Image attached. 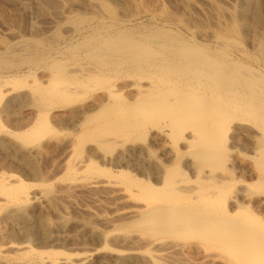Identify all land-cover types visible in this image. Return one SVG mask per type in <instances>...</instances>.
<instances>
[{"label":"bare ground","instance_id":"1","mask_svg":"<svg viewBox=\"0 0 264 264\" xmlns=\"http://www.w3.org/2000/svg\"><path fill=\"white\" fill-rule=\"evenodd\" d=\"M237 6L235 26L215 35V46L164 25L127 28L116 20L70 47L78 59L72 65L47 62L38 44L0 48V71L9 70L0 74V264L96 258L95 249L73 260L50 248L65 221L51 203L63 191L55 184L136 202L117 232L124 239L140 235L141 246L106 245L116 256L99 264H264V6L261 0ZM85 22H64L61 31L80 35ZM190 30L194 38L212 36ZM237 33L261 54L258 66L244 60ZM25 103L36 114L8 130L1 117ZM51 120L70 130L72 155L64 176L53 180L36 154L58 133ZM87 228L101 243L113 241L116 227Z\"/></svg>","mask_w":264,"mask_h":264},{"label":"rangeland","instance_id":"2","mask_svg":"<svg viewBox=\"0 0 264 264\" xmlns=\"http://www.w3.org/2000/svg\"><path fill=\"white\" fill-rule=\"evenodd\" d=\"M101 1L104 3L103 5L102 3L97 2V0H0V48L6 44H12L15 42H25L26 44L29 43L32 45L38 44L40 45L39 47H42L40 49L45 51L47 62H50L53 59H60L61 61L72 65L78 63L75 62L78 61V59L76 57H70V47L76 45L81 39L87 37L92 29H102L105 26L114 23L116 20L119 22H126L128 25L127 28H149L150 26H159L162 28L164 25V29L176 31L189 41L195 40L201 44L215 46L217 43L215 35L222 32L224 34H230L235 26V22L237 21V5H239V0H204V2L203 0H160V4L153 3L154 0ZM261 2L264 6V0H261ZM67 9L68 12L66 11ZM80 17L81 19L88 21L85 22L84 25L86 31L84 30L82 34L66 35L61 31V24L63 25L64 22L70 21L71 23L74 21L76 22ZM190 26H195L199 30H206L210 32L212 36L206 38H194ZM55 31H59L58 33L61 32L63 34L62 36H65L63 41L62 39L59 41V39L55 38V34H58ZM51 34L52 36H50ZM234 38L237 39L239 50L246 53L244 60L254 66H258L262 61L261 54L255 49V47H251L240 33L235 34ZM48 39L50 40L48 41ZM233 54L235 56L236 52L234 51ZM6 72H9V70H5V72L0 71V74L2 76H7L8 73ZM31 80L32 79L30 78L23 82L29 83ZM94 97L95 95L90 96L89 99L87 98L86 101H84L85 104L82 103V105H90V103L93 102ZM77 105L81 104L78 102ZM28 114H30V116ZM35 114L36 109L31 104H16L8 115H3L4 120L3 116L1 118L5 127L7 126L6 128H9L8 130L12 131L19 120H24V118L32 117V115L34 116ZM51 123L58 133L52 137L53 139H44L42 143L37 146L36 154L39 159V167L40 169L42 168L41 171L45 173L47 178L50 176L49 178L53 180V177L62 178L64 176L67 162L71 159L72 155L69 153V142L67 141L69 140L70 130L68 131L66 125H58L53 120H51ZM73 163L75 164L76 162L73 161ZM108 167L110 168V166ZM54 189L57 191L63 190L62 192L60 191L58 196L52 198L51 203L61 215L64 213L62 219H65L66 222L61 219L63 221V229L61 233L56 232L53 234L50 248L60 251L62 257L67 256L73 260H80L84 257V254L95 249L98 250V254L94 260L89 262V264H99L97 262L101 259H108V256L112 257L114 255L113 253L111 254L110 250L119 249L120 251L121 249L126 251V249L141 246L144 238L140 235H133L132 238L129 237L124 239L121 236H118L117 232L120 225L129 222L127 219H124L125 215L122 214L126 212L125 210L134 208L136 202L129 201L127 203V201L125 202L124 200H121L119 196L117 197V195L112 194L110 191L103 192L101 189L100 191L102 192H99V189H96V191H98L97 193L95 190L94 192L93 190L85 191L81 188H76L74 191L73 189L71 190V188L67 189L65 186H56V184L54 185ZM99 193L103 196V199ZM90 196H92L91 198L94 200L91 199ZM99 199L100 201L96 202V200ZM56 203L60 204L57 206ZM58 208L61 209V211ZM116 213L120 215V218H118ZM116 222L119 223L115 224ZM87 226H92L97 230H103L106 232H111V228L116 227V229L112 228L113 231L115 230V234H113V231V233H111L112 236L114 235L113 237L111 236L113 241H110V239L106 244L101 243L92 236V233ZM74 240L75 242H73ZM134 242H136L135 245ZM128 243L131 245H128ZM106 245L108 246V249H113H105ZM141 261L143 264H149L145 260ZM141 261L138 264H142ZM220 262L221 261L218 260L216 264H221L222 262Z\"/></svg>","mask_w":264,"mask_h":264}]
</instances>
